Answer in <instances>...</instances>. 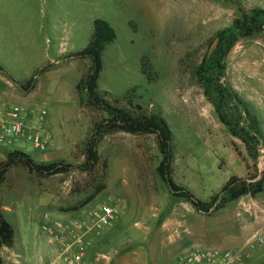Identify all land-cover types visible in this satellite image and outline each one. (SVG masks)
Here are the masks:
<instances>
[{
	"label": "rangeland",
	"instance_id": "obj_1",
	"mask_svg": "<svg viewBox=\"0 0 264 264\" xmlns=\"http://www.w3.org/2000/svg\"><path fill=\"white\" fill-rule=\"evenodd\" d=\"M255 9L264 10V0H0V103L45 108L53 143L44 152L27 141L0 147V161L18 150L38 163H84L85 145L106 113L91 107L85 92L81 103L77 92L90 60L68 56L89 44L100 18L117 38L103 52L98 90L134 114L140 106L164 116L179 185L209 201L231 176L245 178L255 165L243 140L250 137H235L220 113L257 137L251 152L263 172L264 31L241 36L235 27ZM32 79L36 87L24 90ZM98 150L100 162L90 172L42 177L16 167L7 173L1 202L15 239L0 249L6 264H47L53 257L44 214L68 219L104 204L117 205L120 214L93 239L95 251L120 258L117 264H175L194 246L240 250L242 264H264V246L246 248L263 227L264 191L199 212L159 177L155 135L103 134Z\"/></svg>",
	"mask_w": 264,
	"mask_h": 264
},
{
	"label": "trees",
	"instance_id": "obj_2",
	"mask_svg": "<svg viewBox=\"0 0 264 264\" xmlns=\"http://www.w3.org/2000/svg\"><path fill=\"white\" fill-rule=\"evenodd\" d=\"M249 20H256L251 22ZM235 27L239 30L241 36H251L255 33L264 31V10L255 9L251 16L245 15L241 19L235 21ZM221 36V34H220ZM117 38L116 30L104 19H95L93 32L89 44L81 51L71 53L68 58L88 59L90 67L88 73L84 75L77 84V92L81 100L82 92L86 93L88 104L106 113V118L96 124L91 138L85 145V161L81 165H74L64 161L56 163H38L30 155L13 150L7 153L4 160L0 161V249L11 248L14 245L15 229L4 216L1 202V188L6 180L7 173L16 167H23L30 173H35L42 177L53 176L57 174L68 173L73 169H80L85 172L93 171L100 162V153L98 144L103 134H110L118 131L126 132L132 135H155L157 146L161 155V161L157 167V173L163 183L166 185L170 194L175 198L184 199L199 212L210 213L224 208L228 203L239 200L244 196L256 197L264 191V171L259 172L256 165L257 154L255 151L257 137L251 136L246 127H233L230 122L225 121L224 116L220 113L222 122H226L229 130L235 137H241L240 132L250 137L249 140L255 141L251 145L250 141L243 138L244 143L250 150V156L253 157L254 166L249 170V175L245 178L231 176L223 185L219 192L212 195L209 201L199 199L191 190L179 185L174 179V135L162 114L144 113L142 107L138 106L141 111L134 114L119 106L113 105L106 99L108 92L102 95L98 90V81L103 70V52L106 46L114 42ZM221 54L214 53L212 57ZM213 58H211V61ZM205 64L207 61L204 62ZM43 68L42 71H45ZM3 71L0 67V72ZM148 70L143 66V72ZM36 82L34 79L28 81L22 88L26 91L34 89ZM133 93V91H132ZM251 130L258 132L257 127H251ZM0 264H4V260L0 257Z\"/></svg>",
	"mask_w": 264,
	"mask_h": 264
},
{
	"label": "built area",
	"instance_id": "obj_3",
	"mask_svg": "<svg viewBox=\"0 0 264 264\" xmlns=\"http://www.w3.org/2000/svg\"><path fill=\"white\" fill-rule=\"evenodd\" d=\"M45 108L27 105H3L0 103V147L12 146L21 141L33 144L38 151H47L52 146L46 133ZM117 205H100L80 216L68 219H54L49 213L44 214L42 230L48 234L54 244V255L47 264H93L111 257L95 252L94 236H101L103 231L113 225L119 217ZM264 214V210L261 211ZM263 219L264 216H261ZM264 246L263 227L247 241L246 248L255 250ZM243 252L232 248L194 246L183 251L175 264H242Z\"/></svg>",
	"mask_w": 264,
	"mask_h": 264
},
{
	"label": "crops",
	"instance_id": "obj_4",
	"mask_svg": "<svg viewBox=\"0 0 264 264\" xmlns=\"http://www.w3.org/2000/svg\"><path fill=\"white\" fill-rule=\"evenodd\" d=\"M83 60H87V59H83ZM93 238L94 239H97L98 237L97 236H94ZM95 249H96V244L94 246V249L90 252V257H93L94 256V253L96 252ZM102 261L94 262L93 264H102ZM104 261H105V264H117L118 262L121 261V259L120 258H116V257H111L109 260H104ZM4 264H6L5 261H4ZM12 264H20V261H13Z\"/></svg>",
	"mask_w": 264,
	"mask_h": 264
}]
</instances>
